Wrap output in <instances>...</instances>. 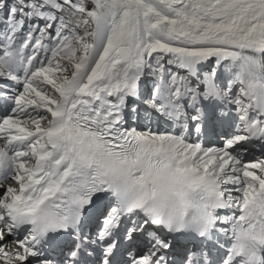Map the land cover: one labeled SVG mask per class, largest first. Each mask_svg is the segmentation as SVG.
<instances>
[{
	"label": "snow or ice",
	"instance_id": "obj_1",
	"mask_svg": "<svg viewBox=\"0 0 264 264\" xmlns=\"http://www.w3.org/2000/svg\"><path fill=\"white\" fill-rule=\"evenodd\" d=\"M0 264H264V0H0Z\"/></svg>",
	"mask_w": 264,
	"mask_h": 264
}]
</instances>
